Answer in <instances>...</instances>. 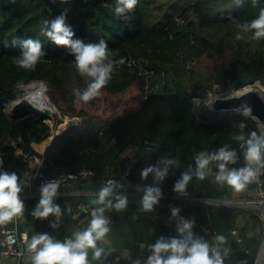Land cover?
I'll use <instances>...</instances> for the list:
<instances>
[{"label": "trees", "instance_id": "16d2710c", "mask_svg": "<svg viewBox=\"0 0 264 264\" xmlns=\"http://www.w3.org/2000/svg\"><path fill=\"white\" fill-rule=\"evenodd\" d=\"M222 2V12H210L209 0H196L198 26L193 21H187L186 26L170 18L157 27L158 19L153 20L152 14H148L149 4L162 9L178 3L170 0H0V195L19 187L21 171L27 159L34 156L43 158L46 174L53 166L72 171L86 167L96 172L93 181L118 177L117 184L110 188L120 189L132 155L141 162L136 179L130 181L133 189L209 198L237 195L239 190L230 181L251 159L248 146L240 148L239 141L245 138L261 143L264 170V130L248 117L234 113L225 115L217 123L198 121L191 99L197 93L187 92L183 80L175 76L177 70L171 64L175 58L155 44L157 33L162 37L171 34L174 50L182 63L199 54V45L200 51L204 50L202 54L214 59L216 52L231 46L229 42L218 45L206 35V26L237 21L239 37L251 45L252 51L240 64L231 66L230 59L222 65L224 93H228V88L237 90L255 82L264 84V0ZM187 10L179 12L182 19ZM140 66L151 73L149 84ZM33 80H41L48 86L50 99L61 112L57 123L73 116L81 118L78 124L57 129L42 154L32 143L47 139L50 126L33 112L11 117L5 109L6 103L21 95L17 84ZM133 83L142 92L134 109L107 117L76 107L77 101L92 103L102 92H122ZM157 83L159 87H155ZM11 137L21 138L16 147L9 144ZM145 140L157 146L148 149L144 146ZM196 154H200L198 161L194 160ZM197 171H215L224 180H211ZM43 187L51 188L49 184ZM28 200L39 209L44 203L41 196L25 201ZM54 200L61 209H67L61 197L55 196ZM4 203L12 214V202ZM33 206L28 207L27 215ZM194 207L199 212L196 221L216 230L231 253L228 262L221 260V264L252 263L258 236L243 232L242 242L238 243L230 230L239 218L249 215L261 229L256 215L244 216L243 211L232 205L209 203ZM66 220L77 222L70 217ZM166 234L165 228L155 244L167 245ZM208 240L206 237L205 244ZM153 247L148 257L142 255L136 262L151 264L157 256ZM165 264L191 262L185 252H173Z\"/></svg>", "mask_w": 264, "mask_h": 264}, {"label": "built area", "instance_id": "2783aa9c", "mask_svg": "<svg viewBox=\"0 0 264 264\" xmlns=\"http://www.w3.org/2000/svg\"><path fill=\"white\" fill-rule=\"evenodd\" d=\"M231 111V110H228ZM240 115L245 116L240 112ZM239 115V116H240ZM251 121L256 123L262 130H264V120L260 121L254 116L249 117ZM50 141H48V144ZM260 142L252 141L248 139H241L239 141V147L248 146L250 154V162L248 166L242 167L237 171L236 176L242 175L244 180H251L254 187L255 194L253 196H246L239 199L231 198H209L203 196H195L194 194H167L159 192L141 191L139 189L129 188L127 185L129 179L126 177V173L123 175L124 185L117 190V193L127 200L135 201L137 203L145 202L149 205L157 206L162 211H168L164 216L163 223L166 227L169 243L164 246L155 247L156 253H173V252H185L189 258L191 264H202V258L199 252L182 245L180 241L181 228L183 222L177 220L178 216V204L183 202H189L194 204H224L232 205L241 211H247L256 215L261 222V232L259 235L258 247L255 251L254 258L251 264H261L260 256L264 252V185L262 184V175L264 170L261 163V148ZM144 146L148 149H154L157 144L152 141L145 140ZM45 148V146H44ZM43 150H38L39 154H42ZM18 149V148H17ZM19 150V149H18ZM200 159V154H196L195 161ZM44 161L41 156H34L27 159L24 169L21 171L20 184L22 188L18 190V187L8 191H4L0 195V201L12 202V214L5 209L2 213L3 219L11 220L12 225L0 227L2 238L0 240V264H22L25 260L29 264L38 262L42 264L51 260L54 257V248L61 246L68 239V236H64L61 241H54L51 235H48L44 241L38 245L30 246L28 234L19 227V214L23 209V205L20 201H25L28 198L41 196L44 199L43 206L39 209L38 218L45 223L48 228H52L60 225L68 217L78 221V224H82V218L79 217L81 210L89 202L87 200H69L65 202L67 209H61L56 201L55 190L63 187L70 181H79L86 178H94L96 172L90 168H81L77 171L68 170L65 167L53 166L49 173L44 172ZM128 171V170H127ZM199 175L205 173L199 171ZM235 176V177H236ZM232 181H234V178ZM119 181L116 176L102 177L98 179V184L106 190L109 186H114ZM235 182V181H234ZM49 184L50 189H44L43 185ZM244 184L242 183H236ZM67 191H60L57 194L63 196ZM198 229L211 234L212 244L209 248L208 255L211 261L221 264V260L230 258V251L226 249V245L222 242V237L216 230H211L205 223H199ZM237 242H242V237L239 236L237 230H233L230 233ZM82 236L89 240L87 232H83ZM242 248V247H241ZM99 264H113L112 258L109 254L98 256ZM241 264V263H237Z\"/></svg>", "mask_w": 264, "mask_h": 264}, {"label": "crops", "instance_id": "0c3cea01", "mask_svg": "<svg viewBox=\"0 0 264 264\" xmlns=\"http://www.w3.org/2000/svg\"><path fill=\"white\" fill-rule=\"evenodd\" d=\"M131 158L135 161L137 160V156L132 155ZM230 183L236 188V182L230 181ZM243 183L241 188H236L239 192L237 195H233L234 197L231 199L244 198L255 194L251 180H244ZM124 185L125 184H123V186ZM129 188H132L130 180L127 185V189ZM117 190L118 189L110 188V186L106 190H103L98 182L93 181L92 178L70 181L63 187L55 190V196L61 197V200L64 202L69 200H87V198L89 200L97 199L99 203H104L106 209L109 211L115 212L118 209L116 218L114 220H107L105 218L104 225L94 229L92 236H89V240L82 236L83 232H88V228L82 224L79 225L78 221L73 222L65 220L61 223L62 226L60 227H58V225L48 228L44 222L34 215L33 212L37 209L39 210V208L34 207L31 200L20 201L23 205V209L19 214V227L27 234L29 233L30 246L40 244L48 235H51L52 238H59L56 241H61L64 236H68V239L63 243L65 246L61 249L59 255L54 254L51 260L43 264H73L76 260H79V262L83 264H99L97 248L100 245L108 246L107 251L112 258L113 264H139L136 261L142 258V255L148 257L152 251L153 245V250L155 247L159 246L155 244V241L158 240L159 242V239L162 238V234H164V229L166 227L163 223V219L168 211H162L157 206L149 205L145 202L137 203L127 200L119 195ZM60 191H67V193L64 196L63 194H57V192ZM120 199H122V202L119 201ZM181 203L178 204V216L176 217L177 220L183 222L180 237L181 243L188 247H190V244H195L203 252V255H205L202 258L203 263L209 264L212 261L208 253H206V250L208 247L210 248L212 244L211 234H206L199 229H193V224L195 222L199 223L196 221L199 215L198 210L194 207L196 204L183 202L182 207H179ZM32 206L31 214L27 215L26 212L28 207ZM5 209H7L6 204L4 201H0V227L12 225L11 220L3 219L2 217V213ZM256 225L251 215L244 219L239 218L235 226L230 230V233L233 230H237V233L242 238L243 232H245L246 235L259 237L261 229ZM62 231L65 232L63 235H61ZM69 232H73V234L69 235ZM206 237H208L209 240L205 244ZM1 238L2 233L0 231V240ZM146 245L148 247L145 248L144 246ZM200 256L202 257V255ZM168 257L169 253H157V256L150 262L151 264H165V260L168 259ZM223 261L228 262L227 259H223ZM22 262L29 264L25 260ZM33 264H35V262Z\"/></svg>", "mask_w": 264, "mask_h": 264}, {"label": "rangeland", "instance_id": "374dc122", "mask_svg": "<svg viewBox=\"0 0 264 264\" xmlns=\"http://www.w3.org/2000/svg\"><path fill=\"white\" fill-rule=\"evenodd\" d=\"M165 0H157V2H164ZM173 3H178V6H163L162 9L159 7H155L153 3L149 4L148 14L151 13V18L158 19V22L155 21V26L160 27L164 22L169 20L170 18H175L178 22H181L183 25H186L187 21H193L196 26H198L199 16L196 12V8L194 7V3L196 0H170ZM223 4L222 0H209L208 11L210 12H222L221 5ZM162 6V5H161ZM166 8L165 10H163ZM187 10V14L185 19L181 18L179 12L181 10ZM187 26V25H186ZM188 30H191L188 28ZM206 35L211 37L214 41L217 42L218 45L224 44L225 42H229L231 49L219 50L216 52V57L214 59H210L208 56L202 54L204 50L200 51V45L198 47L199 54L191 56L190 59L184 64L181 62V59L178 57L177 52L174 50L172 43V35L163 36L157 33L155 44L163 48L165 53H170L175 58L171 64L176 67V77L183 80V83L186 86L187 92H196L197 95H193L192 106L196 116V119L201 122H212L217 123L220 122L219 119L223 118L225 115L236 114L240 115V112L237 110H214L212 106H208V100H213L217 96H224L226 91L222 88V78H221V70L222 65L230 62L231 66L240 64L246 59L251 53V45L247 44L246 41L241 39L238 34V22L232 21L229 24H216L212 26H206ZM254 46V45H253ZM202 54V55H201ZM200 57V58H199ZM141 70L147 76L148 84L151 82L149 77L151 73L140 66ZM219 69V71H218ZM173 72V70H172ZM161 80L163 78H160ZM159 80V83L162 81ZM32 82H36V84H41L40 87L43 97L45 99V103L56 112L54 116H49L44 118V121L50 126V137L56 133V130H62L66 128L70 124H78L81 121L80 117L73 116L70 120H65L63 122L57 123V117L60 116L61 112L56 107L55 103L50 99L51 93L49 92L48 86L41 80H33L28 83L19 82L17 84L18 88L22 90L21 95L18 96L17 99L12 100L6 103V113L9 116H14L19 113L24 112H33L36 115L39 112H35L34 110L29 109L27 106L17 104V101L20 100L21 97H24L26 94V86L31 84ZM201 84V85H199ZM160 85L157 83L155 87H159ZM250 86V88L255 89L261 97L264 99V84L260 82H255L252 84H247L245 87ZM154 88V87H153ZM235 89L228 88V93L233 92ZM199 94V95H198ZM142 97V92L139 90L136 83H133L129 86V88L122 92L117 93H108L102 92L97 99H95L92 103H88L86 100L77 101L76 107L80 108L84 111L101 113L107 117H114L118 113L126 110V109H134L138 106ZM96 115V114H95ZM246 117H250L245 114ZM234 119V118H233ZM232 119V121H233ZM250 119V118H249ZM235 120V119H234ZM64 123V124H62ZM64 125V126H62ZM50 138V139H51ZM48 140V137L47 139ZM44 140V141H45ZM21 141L20 137H11L10 145L16 147L17 143ZM42 141L41 143H43ZM40 143V144H41ZM34 144V145H33ZM32 146L37 149V145L32 143ZM20 151L17 149V152ZM107 217L104 214V217Z\"/></svg>", "mask_w": 264, "mask_h": 264}, {"label": "water", "instance_id": "95a60500", "mask_svg": "<svg viewBox=\"0 0 264 264\" xmlns=\"http://www.w3.org/2000/svg\"><path fill=\"white\" fill-rule=\"evenodd\" d=\"M29 109L34 110L35 112H39L38 117L44 118L49 116H54L55 111L50 106H43L41 110L36 109V107L32 105L27 106ZM212 107L216 110H237L241 113L247 114L248 116H254L258 120L263 121L264 120V99L261 97V95L253 88L248 87H242L241 89H238L237 91H233L230 93H227L224 96H217L212 100ZM54 136V135H53ZM52 136V137H53ZM37 145V143H35ZM39 149L37 148L36 151ZM140 161H135L133 158H131V165L126 173V177L132 181L135 180L137 175V169L140 165ZM197 174H200L199 171L196 172ZM205 177L214 180L216 178H219L220 180H224L223 177L217 176V173L215 171L206 172L204 174ZM234 181L236 183H242L243 182V176L238 175L234 178ZM236 188H241V184H236ZM22 188L19 186L18 190H21ZM122 202V199L119 200ZM99 204V205H98ZM97 205V206H95ZM183 203L179 205V207H182ZM118 209L115 212L109 211L106 209V206L104 203H99L97 199H91L87 203V205L84 207L83 210H81L79 217L82 218V225L88 228V235L91 237L92 232L94 229L100 228L104 225L105 218L107 220H114L116 218ZM34 215L38 217L39 210H35ZM244 215L247 214V211H243ZM104 214L107 215V217H104ZM193 229L198 230V223L193 224ZM29 235V233H28ZM29 238V236H28ZM65 245L56 246L54 248L55 255H59L61 249L64 248ZM67 247V246H66ZM145 248L148 247L147 245L144 246ZM190 248L198 251L200 254H203V252L195 245L190 244ZM108 246L100 245L97 248L98 255H104L108 254ZM260 263L264 264V252L260 256ZM73 264H83L80 263L79 260H76L73 262ZM204 264V263H202Z\"/></svg>", "mask_w": 264, "mask_h": 264}, {"label": "bare ground", "instance_id": "6f19581e", "mask_svg": "<svg viewBox=\"0 0 264 264\" xmlns=\"http://www.w3.org/2000/svg\"><path fill=\"white\" fill-rule=\"evenodd\" d=\"M41 86H42L41 84H36V82H32L31 84H28L26 86V94L24 95V97H21L19 101H17V104L19 103L20 105H23V106H28V105L33 104L38 110H41L43 106L47 107L48 105L45 103L43 93L40 89ZM237 90H234V91H237ZM207 104L208 106L209 105L212 106V101L208 100ZM220 110H223V109H220ZM49 139H50V136L48 137V140H45L41 144H37V148L40 151L43 150L44 146L48 143Z\"/></svg>", "mask_w": 264, "mask_h": 264}, {"label": "clouds", "instance_id": "9594fccd", "mask_svg": "<svg viewBox=\"0 0 264 264\" xmlns=\"http://www.w3.org/2000/svg\"><path fill=\"white\" fill-rule=\"evenodd\" d=\"M54 135H55V134H54ZM48 137H49V136H48ZM53 137H54V136H53ZM53 137H52V138H53ZM52 138H51V139H52ZM51 139H50L49 141H51ZM43 141H44V140H43ZM37 144H38V143H37ZM46 145H48V143H47ZM46 145H45V147H46ZM44 149H45V148H44Z\"/></svg>", "mask_w": 264, "mask_h": 264}]
</instances>
